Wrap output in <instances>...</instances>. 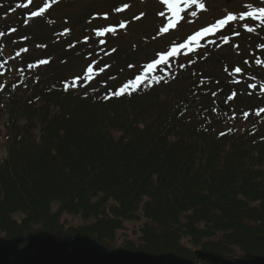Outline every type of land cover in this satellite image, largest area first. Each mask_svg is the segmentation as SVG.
<instances>
[{"label": "trees", "instance_id": "trees-1", "mask_svg": "<svg viewBox=\"0 0 264 264\" xmlns=\"http://www.w3.org/2000/svg\"><path fill=\"white\" fill-rule=\"evenodd\" d=\"M27 1L0 0V54L17 61L12 73L9 65L0 77V118L6 116L7 130L0 159V238L44 229L80 232L113 248L127 222L139 243L126 240L125 249L174 252L195 264H207L195 259V249L229 259L238 251L264 254L259 239L264 236V111L256 115L264 108V90L251 96L257 99L253 103L249 96L240 99L237 89L220 92L222 83L205 80L199 57L191 53L156 70L169 72L167 83L105 100L110 89L133 79L156 57L158 44L144 59L133 55L134 75L111 68L109 75H118L109 81L93 67V79H80L65 91L64 82L84 74L61 71L54 81L60 71L55 64L95 60L97 41L89 24L75 32L93 13L78 14L72 39L60 41L42 15L31 17L36 9L25 7ZM76 6L70 0L52 4V20L65 25V11ZM224 30L219 35L231 31ZM42 59L48 62L38 64ZM111 62L118 67L128 59L115 52ZM211 87L225 99L233 96L232 112H217L209 101ZM243 124L244 132L236 127ZM62 216L74 217L79 226L65 231ZM186 239L188 245L182 243Z\"/></svg>", "mask_w": 264, "mask_h": 264}, {"label": "rangeland", "instance_id": "rangeland-1", "mask_svg": "<svg viewBox=\"0 0 264 264\" xmlns=\"http://www.w3.org/2000/svg\"><path fill=\"white\" fill-rule=\"evenodd\" d=\"M125 1H132V0H73L71 4L77 5L76 8L69 12V17L71 19V23L74 25L77 22L78 14L81 13H89L93 10L100 11L105 10L107 8L102 7L107 3H120ZM253 3V0H209L208 5H206V8L198 12L195 10L194 7L189 8V10L185 9L184 12L181 13V16L183 19H180L178 28L176 29V32H172L169 36L161 38L166 40L167 42L164 43H171V42H177V41H170L171 37H175L176 39H182L185 34L189 33L190 31L197 29L202 26H206L208 24L213 23V20L216 19V17L223 16L224 18L225 14L228 12H239L241 10H244L246 8V5ZM143 6H140V8H143L147 10L146 15L134 22H131L128 26V35H122L121 39L122 42L119 43L120 49L117 52V56L119 58H122L124 56H133L138 53V55H142L141 57L144 59V53L152 48L154 45H157L159 43L151 42L149 37L152 35L159 36L160 34V27L162 26L163 18H160L159 12L160 11H154L158 9L157 6L154 5V3L149 0L146 1ZM137 9H134L133 11L129 9L127 11L126 17L121 18H130V16L135 13ZM195 11L197 15L193 17L191 13ZM156 21L157 24H156ZM191 21V23H189ZM252 25L257 26L256 22L252 23ZM87 26L82 25L80 29L75 28V32L83 31V28ZM242 30V28L240 27ZM256 29V28H254ZM175 31V30H174ZM243 31V30H242ZM241 35V36H240ZM245 34L239 32L240 40H231V42L222 44V42H215L211 51L207 54V57L205 61H203L202 69L204 71L203 76H206V74L212 75V80H214V84H216L215 79H222L225 80L228 77V72L234 67H240L244 73V77L250 78V79H256L255 74H253L252 71L262 72L264 73V28H261L260 31L256 30L255 32L248 33L246 37H243ZM237 36V37H239ZM66 41H70L72 37H65ZM250 41H252L250 43ZM131 43H136L138 45V51L133 52L132 54H129V49H131ZM235 45V46H234ZM259 46V47H258ZM154 50V49H153ZM131 51V50H130ZM152 54V52H151ZM110 57L104 56L100 62L105 63L106 61H109ZM247 61V63H246ZM259 61V63H257ZM86 62H66L64 64H60L59 61L56 62L55 66L58 67L60 71L55 72L54 81L55 79H59L62 77V72H65L66 74H74L81 72V69L83 65ZM242 75V76H243ZM250 79L248 81H250ZM263 78H257V80H262ZM248 81L244 79L243 84L245 86L247 85ZM231 87V86H230ZM241 87V85H240ZM214 89V87H212ZM240 90V89H238ZM240 99H243L244 101H248L249 99L246 98L247 94L242 93L241 95H237ZM253 102H257L256 97H250ZM250 99V100H251ZM212 102V98L209 100ZM234 106V105H233ZM6 119V116H2L0 118V159L6 154V148L7 145L5 143V140L3 136L6 134L7 130L4 127V121ZM243 124L240 126V128L243 130ZM17 220H19L20 217L17 215L15 216ZM74 217L70 216H63L61 218V223L64 225L65 231H71L72 229L75 230V227L79 226V222L76 220H72ZM125 225L127 226L126 230H120L117 232L114 246L115 247H121L123 245V242L126 240H131L136 245L139 243L138 241V235L134 234L132 232V226L133 223H127L125 222ZM126 232V234L124 233ZM182 243L185 245H188L189 241L182 240ZM194 248H192L193 250ZM243 254L238 251L232 257H242Z\"/></svg>", "mask_w": 264, "mask_h": 264}, {"label": "water", "instance_id": "water-1", "mask_svg": "<svg viewBox=\"0 0 264 264\" xmlns=\"http://www.w3.org/2000/svg\"><path fill=\"white\" fill-rule=\"evenodd\" d=\"M264 241V236L260 237ZM24 245L20 247V244ZM198 259L211 264H264V255L224 259L212 252L196 250ZM0 264H193L174 253L154 255L144 251H108L87 235L59 237L47 231L0 238Z\"/></svg>", "mask_w": 264, "mask_h": 264}, {"label": "snow or ice", "instance_id": "snow-or-ice-1", "mask_svg": "<svg viewBox=\"0 0 264 264\" xmlns=\"http://www.w3.org/2000/svg\"><path fill=\"white\" fill-rule=\"evenodd\" d=\"M52 3H58L59 0H51ZM162 3H164L167 6V9L170 13L168 17V23L164 25L160 29L159 34H163L167 32L171 28H175L176 24L179 23L180 19H183L181 16V13L185 11L187 8H191L193 5H196L198 9H204L205 5L203 0H161ZM27 7V5H24ZM50 7L49 3H44L43 7H39L36 11H32L30 13L31 17H38L43 15L46 10ZM125 7H127L125 5ZM247 8L251 9L250 11H244L239 14L240 20H245L246 18H251L252 20H255L259 23V26L264 27V7H253L251 4L246 5ZM115 11L119 12L122 11L121 8L115 9ZM143 13H141V16ZM160 15H163V13H160ZM193 17L197 15L195 11L191 13ZM95 14L93 15V19H95ZM104 18L107 19V14H104ZM140 17H136V19H139ZM237 19V16L235 14L229 13L222 19H218L215 23L203 27L200 30L196 31L194 34L189 35L186 40H184L182 43L179 44H173L169 47L167 51L159 52L156 55V58L152 61L144 64L142 66V71L137 74L133 79H129L125 83L122 84V86L118 87L115 91H112L111 89L107 92V94L104 96L105 100H110L113 96L114 97H121L122 95H129L131 96L133 92L143 88L151 87L154 84H159L161 81L167 83L168 80L166 79L165 75H157L156 69L164 65L166 67H171V61L173 58H178L181 55L187 56L190 52L197 51L200 47H204L200 43L201 39H204L208 35H215L216 32L220 31L225 25H227L229 22L234 21ZM91 22V21H89ZM191 23V21H189ZM125 24L121 22L120 27H124ZM244 28L248 32H253L255 29L253 27H250L248 24L244 25ZM70 29H65L64 32H69ZM96 37H104L107 33L115 34L116 29L114 27H102L97 28L93 30ZM239 33H237L238 35ZM0 35H3V33H0ZM26 39V38H25ZM87 37H85V41H87ZM225 43L228 42V37H224ZM100 43L103 44L104 40H100ZM214 43V41H213ZM74 46V45H70ZM235 46V45H234ZM37 47H45L44 45H37ZM259 47V46H258ZM21 51H27V49H21ZM112 51H115V49H112ZM19 55V53H17ZM47 60H40L38 61V64H45L47 63ZM189 63H194V61H189ZM247 63V61H246ZM259 63V61H257ZM36 65L29 64L28 67H35ZM180 68L185 67L186 65L180 64L178 65ZM107 67V66H105ZM134 67V65H129V68ZM103 68H100L99 71H103ZM242 69L240 67H237L235 69V72L240 73ZM93 74V68L89 66L87 68L86 73L84 76L76 77L72 81L71 84L69 82H64L65 85V91L68 90L69 87H76L78 86V81L80 79H83L85 81L89 80L92 77ZM174 78V77H172ZM111 79H115V77H112ZM15 87V85H13ZM250 88H256L255 84H249ZM261 90H264V84L260 85ZM87 95V93H85ZM215 95V93H213ZM233 97L229 96L228 99L231 100ZM261 111H264V109H259L256 112V115H259ZM248 113H244V117L247 118ZM228 131H232V129H229ZM226 133L222 132L220 135H225Z\"/></svg>", "mask_w": 264, "mask_h": 264}]
</instances>
